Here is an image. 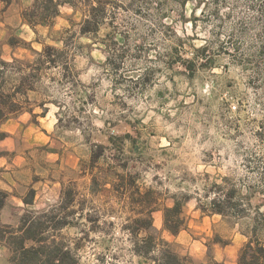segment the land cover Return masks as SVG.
Returning a JSON list of instances; mask_svg holds the SVG:
<instances>
[{
  "label": "rangeland",
  "instance_id": "obj_1",
  "mask_svg": "<svg viewBox=\"0 0 264 264\" xmlns=\"http://www.w3.org/2000/svg\"><path fill=\"white\" fill-rule=\"evenodd\" d=\"M32 2L0 3V58L18 41L3 89L22 82L12 132L0 131V172L12 171L10 195L35 189L23 212L73 209L60 240L77 264H142L130 232L137 206L116 182L92 184L127 171L135 194L153 191V225L172 249L197 264H237L240 231L264 213V0H103L89 36L68 6L52 27H21L20 7ZM45 45L62 50L57 64L37 55ZM232 188L246 217L210 213ZM173 197L185 198L176 234L163 225Z\"/></svg>",
  "mask_w": 264,
  "mask_h": 264
},
{
  "label": "trees",
  "instance_id": "obj_2",
  "mask_svg": "<svg viewBox=\"0 0 264 264\" xmlns=\"http://www.w3.org/2000/svg\"><path fill=\"white\" fill-rule=\"evenodd\" d=\"M187 1L181 0L180 4L184 5ZM63 6L70 7L74 13L80 10L79 33L81 35L89 36L96 33L101 18L106 14L103 0H96L95 4L93 0H33L30 6L22 10V20L32 28L38 25L52 27L54 19L60 15V9ZM16 43L18 41L14 39L9 41L10 45ZM62 54L61 49L52 45L43 46L42 50L37 53L38 56L44 55L53 64H57V59L59 60ZM9 63V61L0 58V123L10 119L20 110L17 93L22 91V82L14 84L11 90L7 92L3 89L5 83V79H3L4 68ZM36 70V73L30 75L38 76L39 67ZM44 113L45 109L41 114ZM4 135L5 133L1 132V136ZM99 154L103 157L105 153L102 151ZM126 167L127 165H124L123 169L126 170ZM129 174L127 171L116 173L112 180L109 179L110 174L102 172L101 176H92V184L98 180L103 181V185L106 182L110 184L116 182L120 198H131L130 203L137 206L136 210L133 211L134 218L132 227H130V232L134 236L133 253L140 257L142 264H197L189 257L181 256L171 248L168 241L159 235V231L152 221V212L155 209L157 198L153 196V191L150 189L141 193L139 187H136L135 194L133 192L134 187H130L129 182H127ZM237 191L232 188L227 193H219L213 197L210 201V213L225 215L228 212L236 219L245 218L247 214L243 213L244 210L240 203L242 198ZM141 194H145V199ZM34 195L35 189L30 187L22 198L23 203L32 205ZM6 197L7 193L0 189V210ZM184 201L185 198L173 197L172 204L163 208V225L171 234L178 233L182 227L180 213ZM62 208L65 209L66 207ZM64 209L52 208L41 211L39 214L32 209H26L19 217L16 225L0 223V243L8 250L9 264H77V253L71 246L60 240L61 230L75 224L71 221L73 215H69L73 214L74 210H70L71 213H65ZM260 220L261 223H258L252 217L247 230L240 231L246 237V241L239 249L237 264H264V213L260 216ZM141 232L144 235L137 238ZM208 256L210 255L208 254ZM212 261L214 260L210 258L209 261L198 264H210ZM214 263L217 262L214 261Z\"/></svg>",
  "mask_w": 264,
  "mask_h": 264
},
{
  "label": "crops",
  "instance_id": "obj_3",
  "mask_svg": "<svg viewBox=\"0 0 264 264\" xmlns=\"http://www.w3.org/2000/svg\"><path fill=\"white\" fill-rule=\"evenodd\" d=\"M3 0H0V3H2ZM6 4V3H5ZM1 5V8H4L2 13H9L11 11V9L14 7V4L12 1H10L7 5ZM21 11L22 8L20 7V11L18 14V19L19 22L21 24V27L25 26L28 28V24H26L23 20H22V16H21ZM15 46L10 45L9 43H4V49L8 52L6 53H2L1 57L4 60H8V59H12L14 54V48ZM9 119L6 120L3 123H0V131L5 133L4 137H7V135L10 134V132H12L9 128H8V123ZM2 141L3 138L0 139V151H3L4 148L2 146ZM6 161L4 160V156L1 153L0 154V166H2ZM8 167H5V169ZM12 173V171L7 172L5 170L0 172V189L4 190L7 193V197L5 200V203L3 205V207L0 210V223L3 224H11V225H16L18 223L19 217L21 216V214L23 213V207H24V203L22 201V198L24 196L23 191L18 190L19 194H13L10 195L9 190H10V186H7V184H16L15 181L13 180V178H9L7 176V174ZM12 204H14V206H12ZM33 205V204H32ZM12 206V207H11ZM242 236V240L244 238H246L244 235ZM232 246V244L227 243L225 244V246ZM0 258H3L4 261L6 260V262L4 264H9L8 262V250L7 248L2 245V243H0ZM216 258V257H215ZM236 259H237V255H236ZM217 260V259H216Z\"/></svg>",
  "mask_w": 264,
  "mask_h": 264
}]
</instances>
